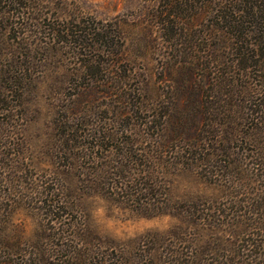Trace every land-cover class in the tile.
I'll list each match as a JSON object with an SVG mask.
<instances>
[{
  "label": "rangeland",
  "instance_id": "374dc122",
  "mask_svg": "<svg viewBox=\"0 0 264 264\" xmlns=\"http://www.w3.org/2000/svg\"><path fill=\"white\" fill-rule=\"evenodd\" d=\"M223 1L0 0V196L5 231L24 238L21 248L45 247L66 264H242L254 246V262L264 264L253 166H242L240 187L175 162L178 114L195 109L188 131L198 124L200 136L201 105L225 98L206 95L211 68L234 79L233 102L264 116V49L255 45L264 11L240 20L248 33L238 52L233 34L217 30L227 23L218 13L230 12L218 10ZM222 114L210 115L227 121ZM255 131L264 142V129ZM153 135L159 148L147 142ZM129 136L140 139L131 151ZM215 209H225L221 219Z\"/></svg>",
  "mask_w": 264,
  "mask_h": 264
},
{
  "label": "trees",
  "instance_id": "16d2710c",
  "mask_svg": "<svg viewBox=\"0 0 264 264\" xmlns=\"http://www.w3.org/2000/svg\"><path fill=\"white\" fill-rule=\"evenodd\" d=\"M178 2L180 0H175V2ZM182 1V0H181ZM244 1V0H240ZM228 7L230 9V12H227L224 15H221L222 13H218L219 16L225 17L227 20L226 25H223L221 27H218L217 30L219 34H222V32H230L233 34L234 38L236 39L235 46L238 50V52H244V45L242 44L244 40L246 39V34L248 33L247 28L242 27L239 22L242 19V17L248 13L249 15H256L258 11H264V3L259 5H250L247 9H241L235 7L233 5L232 0L223 1V3L218 6V10L226 9L225 7ZM236 8V9H235ZM231 14V18H229L227 15ZM54 27H52L53 29ZM259 29V28H257ZM256 30V29H255ZM54 29L52 33H54ZM264 34L260 35L258 41L255 42L256 48H262L264 49ZM123 53V52H122ZM117 54H120V51L117 52ZM254 56V55H251ZM241 62L244 66H248V60H250V56L243 55L240 57ZM187 58H184L186 61ZM209 65L213 66L217 62V57H209L208 58ZM90 60H94L92 58H89ZM240 62V59L237 60ZM85 66V68H92V64H88ZM211 68L210 71L206 72V76H208L209 79H212L211 83L207 85L206 95L208 96H217L222 95L225 98L222 99L220 96L219 99L216 101L211 100V103L208 105H205L204 107L201 105L200 109V115L202 120H207L205 127L203 128V133L200 136H197L198 131L200 130V127L195 125L194 131L192 133H189L188 127L190 126L191 121L193 120V117L195 116V109L189 108V106L185 107V114H178L179 121L177 122L176 126V132L180 134L178 138H175V162H178L180 164H196L197 166L204 167L206 170L208 168L211 170V175L214 176L215 174H218V172L222 173L223 179L228 181L230 184L234 186H244L245 183L248 181L247 177L243 174V171L241 169L243 165L247 163L251 164L253 166L254 170V179L258 180L261 184L262 192L258 191L256 192L255 197H253V202L255 200L260 201L264 198V155L261 154L260 148H264V142L260 141L259 138L256 137L254 132V127L259 129H264L263 124L264 120L261 118L264 116H260L258 114L259 109H252L251 106H246L243 104H236L232 101L234 98L235 92L237 90H234L233 87L236 85L234 79H229L226 74L221 70L219 67L216 69ZM229 87V88H228ZM247 87V86H246ZM248 89L252 90L251 87H247ZM253 94V93H252ZM253 96V95H252ZM227 99H230L229 102ZM223 100L224 103H221ZM208 102V99H207ZM206 100L204 99L202 101V104H205ZM260 104V103H259ZM263 105V102H261ZM224 111H227L228 114V120L227 121H217L216 118H212L210 114L215 115H224L222 114ZM256 113V114H255ZM209 114V116H208ZM238 116H242L247 121H251V124L249 127L251 130L245 131L243 130L242 126H240L236 119ZM258 118V119H256ZM150 120L146 122L147 126L150 125ZM174 130V128H173ZM180 132V133H179ZM184 134V136H183ZM180 136H183L182 140L183 143H178V140L181 139ZM172 136H170V139ZM140 139H136L135 137L129 136L123 144H130L129 149L134 148V144H136ZM149 142L153 148H159L161 144V140L157 137V135H153L151 139H149ZM259 142L261 143L259 145ZM128 150V149H127ZM125 150V151H127ZM132 154H129V157ZM148 158V157H147ZM150 158V157H149ZM242 158V160L240 159ZM209 171V170H208ZM144 175L145 179L149 181L152 177L153 172L151 170H145L141 173ZM145 184V183H144ZM130 186L128 183L124 186ZM147 186H144L142 188H146ZM127 188V187H126ZM130 188V187H129ZM46 202H48V199L42 198ZM40 200V199H39ZM56 199L52 198L51 202L49 204H54V201ZM57 202L60 203H66V200L57 199ZM48 204V203H45ZM43 205L45 210L49 209L46 208L47 205ZM59 204V203H58ZM42 207V205H37ZM61 206V204H59ZM50 210H53V208ZM225 210V209H223ZM222 209L214 210L217 211L215 213H218L219 219L223 216L224 213ZM237 210V209H236ZM240 210V209H239ZM4 211L3 209V201L0 196V264H66L67 261L64 258H59L61 260L52 261L50 259V253L47 254V250L45 247L42 248L41 252L34 251V252H28L25 251L23 248H21V243H23L22 238L13 235L11 233H7L5 231L6 226L8 223L11 222L9 215H6L5 213H2ZM219 211V212H218ZM245 242L248 241L246 238L244 240ZM253 242V241H252ZM251 242V245L256 242ZM250 243V242H249ZM263 241H260L257 244H262ZM59 246L66 247L68 245H71L69 241H62L57 242ZM246 249V247H245ZM253 248L247 247L246 254L251 258L248 259V261H240V263L244 264H256L255 258L257 257V253H253ZM75 253V251H74ZM250 260V261H249Z\"/></svg>",
  "mask_w": 264,
  "mask_h": 264
}]
</instances>
